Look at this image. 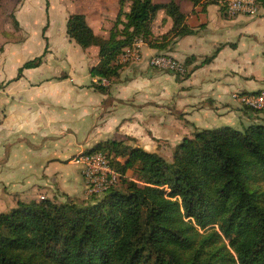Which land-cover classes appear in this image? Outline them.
Here are the masks:
<instances>
[{
    "label": "crops",
    "instance_id": "0c3cea01",
    "mask_svg": "<svg viewBox=\"0 0 264 264\" xmlns=\"http://www.w3.org/2000/svg\"><path fill=\"white\" fill-rule=\"evenodd\" d=\"M19 1L0 0V84L5 79L21 84L0 87V206L4 203L8 211L19 201L53 198L57 192L72 197L84 194L82 167L72 159L94 144L123 141L159 153V144L176 147L199 130L241 129L249 123L251 114L232 94L264 88L263 6L253 16L229 17L222 2L153 0L154 5L176 2L185 24L195 32L177 36L173 45L164 46L173 38L166 35L171 34L174 23L165 9H160L151 23L150 41L155 46L144 41L142 60L129 66L116 60L118 75L107 78L105 85L103 77L91 74L101 61L99 46L79 45L69 37L67 22L71 14L82 13L95 34L108 39L120 12V0H113L107 9L105 0H59L66 8L55 25L52 0H46L45 44L40 55L46 47L48 51L39 67L24 70L20 78L19 68L34 55L29 56L32 52L28 51L29 57L20 62L22 42L8 41L2 27L6 11L15 10L17 26L27 31L22 21L27 0L20 5ZM159 54L173 56L184 64L186 72L151 67L149 59ZM10 63L14 68L8 78ZM51 66L54 68L49 71ZM37 71L43 77L32 86L28 73ZM22 136L36 137L32 142ZM39 136L41 140L64 141L63 152H51L48 141L39 145ZM70 165L76 166L83 182Z\"/></svg>",
    "mask_w": 264,
    "mask_h": 264
},
{
    "label": "trees",
    "instance_id": "16d2710c",
    "mask_svg": "<svg viewBox=\"0 0 264 264\" xmlns=\"http://www.w3.org/2000/svg\"><path fill=\"white\" fill-rule=\"evenodd\" d=\"M160 9L173 19V38L195 32L174 1L120 0L108 39L82 13L69 16L67 33L84 48L99 46L91 74L111 79L124 48L137 37L152 44ZM47 51L25 62L18 77L39 67ZM90 150L124 159L113 163L120 185L88 202L19 201L0 212V264H264V191L252 183L264 182V125L199 130L176 146L173 162L123 141ZM136 167L139 179L129 180Z\"/></svg>",
    "mask_w": 264,
    "mask_h": 264
},
{
    "label": "rangeland",
    "instance_id": "374dc122",
    "mask_svg": "<svg viewBox=\"0 0 264 264\" xmlns=\"http://www.w3.org/2000/svg\"><path fill=\"white\" fill-rule=\"evenodd\" d=\"M6 1H9V0H6ZM23 1L24 0H20L18 4L20 5ZM77 1L78 0H75V2H77ZM112 2H113V0H107V4H106V0H105L104 3H105V6H106V9L109 8V4H111ZM52 3H53V5H52V19H53V25H55V23H57V19L60 17V15L62 13V8H66V7H65V4L62 3V2H59V0H52ZM18 4H17V8L19 7ZM260 7L261 6L259 4V9H260ZM124 9H125V11L129 10V5L125 4ZM24 10H23V13H22V21L26 25L27 31L24 30L23 28L20 29L17 26L16 21H15V15H14L15 10H13L11 13L9 12V10L6 11L5 16L2 18V24H3L2 27H5V29L7 30V32H6L7 38L6 39H8V41H11L13 39H19L22 42V45L19 47V51H21L20 62H22L25 59H27V57L34 55L33 57L30 58V59H33L35 57V55H40L42 53L43 49H44L42 45L45 44L44 43L45 41H44V39L42 37V28L45 25V22L47 20V16H46V0H27V3H26V6H25ZM154 26H156V24H154ZM56 30L57 29L54 28V31H56ZM170 36H172L170 33H169V35H166L167 38L170 37ZM27 39H28V41L26 43H24ZM173 42H174V38H171L170 40H168V42H165L163 45L164 46L173 45ZM2 50H3V48H0V51H2ZM28 51L32 52L31 54H29V56H27V54H26ZM130 64H131V62L123 63V64H121V66H129ZM15 65H17V64H15ZM13 68H14V63H10L9 68L7 69V73H6V76L8 78L10 76L8 74L12 73ZM52 68H54V67L51 66L49 71H52ZM41 75H42V73L38 72V71L37 72H33L32 74L28 73L29 79L33 81V85L32 86H37L34 83H36V81H38L40 79V77H43V75L42 76ZM7 80L8 79H5L4 82H2L0 84V87H3L4 85L5 86H11V87H21L20 83H16V82H13V81H10V80L7 81ZM244 108H245V112L246 113L251 114V117H250L251 119H250V121H249V123L247 125H243V127L242 128L240 127L241 129H239V130L244 131V130H246V128H248L250 126L264 125V113L249 109L247 107H244ZM35 137L24 136L23 138H26V140L33 142ZM51 140L52 139L50 137L48 138V140L47 139L46 140H43V139L41 140V138L39 136L37 142L39 143L41 141L40 144H39V145H41L42 141H44L45 144H47V141H48V144H47L48 146L47 147L50 148L51 152H53V151H55V152L56 151L57 152H63L61 149L65 148V142L64 141L54 142V141H51ZM56 140L57 139H55V141ZM45 146H43V147H45ZM95 146H97V144H94L93 147H95ZM159 147H160L159 154H161L163 157H165L168 161L173 162L174 151H175L176 147L172 146V145H169V144H159ZM7 148H9V146H7ZM87 149L88 148H86V150ZM116 160L123 161L124 159L123 158H117V159H115V161ZM115 161L112 159L113 163ZM68 168H72V170L77 172V174L80 175L81 180L83 182L82 175L80 174V172L77 171L76 166L70 165V166H68ZM126 177L129 180L139 179V170H138V168L136 167V168L130 169L127 172V176ZM252 183H253V187L257 186V187H259L260 191H264V182L261 179L256 177L254 180H252ZM82 184H83V186H82L83 191L82 192L84 194H82L79 197H72V196L64 195V193L57 192L54 195L55 197H53V198H47V197L46 198H39L38 201H41L43 199H52L53 201H55V202H57L59 204L60 203H64V202H69V201H77L79 203H82V202H88V201H90L93 198L100 197L101 195H103V194H101V195H98V196H90L86 192V190L84 192V186L85 185H84V183H82ZM2 210H4V211L6 210L5 212L11 211V210H9V211L7 210V207H5L4 203L1 204V206H0V212H4ZM216 228H218V227H216ZM223 241H226V239L224 237H223Z\"/></svg>",
    "mask_w": 264,
    "mask_h": 264
},
{
    "label": "built area",
    "instance_id": "2783aa9c",
    "mask_svg": "<svg viewBox=\"0 0 264 264\" xmlns=\"http://www.w3.org/2000/svg\"><path fill=\"white\" fill-rule=\"evenodd\" d=\"M259 4L257 0H222L224 10L229 17L256 15L259 10ZM144 41L143 37H137L134 43L124 48L117 57L118 62H140L143 58L141 48ZM149 65L176 74L186 72L184 64L168 54L152 56L149 59ZM100 79L105 85L109 83L107 78L103 77ZM232 97L242 106L264 113V88L253 92H235ZM112 158L113 156L109 153L92 150L80 152L73 157L72 160L82 167L86 192L90 196L101 195L116 186L120 181V173L115 168Z\"/></svg>",
    "mask_w": 264,
    "mask_h": 264
}]
</instances>
